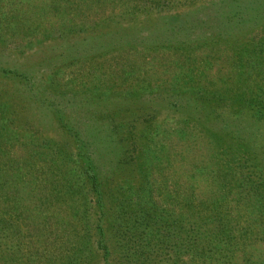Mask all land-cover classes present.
I'll return each instance as SVG.
<instances>
[{
    "label": "rangeland",
    "instance_id": "obj_1",
    "mask_svg": "<svg viewBox=\"0 0 264 264\" xmlns=\"http://www.w3.org/2000/svg\"><path fill=\"white\" fill-rule=\"evenodd\" d=\"M52 1L0 0L1 133L46 141L45 174L77 199L49 236L48 222L18 219L20 186L0 213V264H264V0H103L64 14L74 0ZM122 206L138 228L108 239V257L97 240L80 258L78 241L99 237L90 226Z\"/></svg>",
    "mask_w": 264,
    "mask_h": 264
},
{
    "label": "trees",
    "instance_id": "obj_2",
    "mask_svg": "<svg viewBox=\"0 0 264 264\" xmlns=\"http://www.w3.org/2000/svg\"><path fill=\"white\" fill-rule=\"evenodd\" d=\"M59 1L60 0H53L52 1L53 4H50V6L54 7L55 5H57ZM94 1H103V0H74L76 6L75 4L73 6L72 2L70 3L72 4V6L60 5L61 7L60 12L64 14V12L62 11H71L72 13L73 11L76 13V10L83 11L84 7H82V5H84L85 3H87L88 5L90 3L92 6ZM11 2L15 3L16 0H11ZM16 4H18V2ZM69 7L70 9L67 10ZM8 23H9V16L7 17L6 15V18L5 17L0 18V36L4 35L5 31L3 30V28L6 29ZM5 106L6 105L4 106L0 105V110L2 111L3 108V110L6 109L5 111L8 112V109ZM1 115L2 114H0V122L2 120ZM5 125L4 124L2 125V123L0 124V138L4 136V139L0 141V213L6 207V204H4V202H7L9 198H12L14 196V193L19 191L20 186L29 185L30 190L27 192V195L22 200L23 205L18 208H14V210L18 213L19 220L22 221L23 219L30 218L31 221L36 220L37 222L38 220L39 223L37 224L39 225L44 224L45 226L48 221L52 220L53 216L57 217L63 212H66L67 210H71V207L67 208V206L66 207L64 206L65 198L67 200L72 199L71 201H73L77 199L76 198L77 193L75 192L72 193V190L68 189L69 191L66 192L64 191L62 194L61 185L56 181L58 179L57 176H55V174H51L49 176L45 174L49 172L52 173L54 171L53 169L52 171H47L46 169L47 165H46V158L44 155L46 153L44 148L48 146L45 145L46 141L43 143H38L39 141H36L35 138H32V136L30 135V140L25 139L24 142L20 143L19 141L22 138V136L17 135L16 132L12 131L10 133V131L8 130L7 133H1V131L5 132L8 124ZM13 140H14V144H11ZM16 148L19 150V152L22 153V155L18 157L13 155ZM58 152L59 151L57 150V148H55V150H52L50 152L52 153L50 157V162L52 163L53 166L59 164L58 157L55 156L57 154L58 156L61 155V153ZM231 153H234V150L225 152V154H231ZM67 158H68V163L66 164V167H68L69 164V157L67 156ZM83 163L86 164L85 169L88 179H90L91 182L95 185L94 189L98 191L100 188V180L98 178V174L94 169L95 165L91 161V157H88L87 160H83ZM29 171L35 172V174L34 177H31L28 180L26 176H27V172ZM70 178H67V180H70ZM48 188H51V191H49ZM56 191H57V196L59 194V199L63 203L64 208L59 207V200H57L56 197L53 195L54 192ZM100 193L101 192H98V194ZM131 208H129L128 206H122L120 209H118L116 215L112 214L111 212H108V214L107 212L103 213L102 214L103 216H100L102 222L104 221L103 217L107 215L109 217H111L112 215L113 220L110 219V221L107 222L104 226H101L100 222L97 223L96 225L97 227L95 228L92 225L90 226L91 228L90 231H92V235H90V238L95 237L94 236L95 232L92 229H95V231H97L96 236L99 237L97 239L95 237L93 241L89 239V242L85 241V239L78 241L77 244L78 249L79 251H82L79 257L81 258L83 256V253L89 250V247L93 248L92 245L95 244L97 240H99L97 242V245L100 248L104 249L105 257H108L109 256L108 239H113V235H115V237L125 236L133 228H138L139 226L137 224H133L132 217H134L135 215V212L133 211L135 208L133 206H131ZM52 222H48L47 224L49 228V236L54 235L56 233L55 231L58 229V227L53 229L52 225H54V223ZM1 224L4 226L2 227ZM10 226H11L10 222L7 219H4L3 216L0 215L1 231L4 228L3 232L6 231L9 232L11 230ZM45 229L46 227L44 228V230ZM1 231H0V240L6 239L8 243L10 232L5 237ZM112 231H114L115 233H113ZM87 242L89 244H86ZM132 255H133V260H135L136 264H147L148 260L146 258H142L140 256L137 257L136 253L131 254V256ZM53 263L54 262H52L51 264ZM76 264H81V262H77Z\"/></svg>",
    "mask_w": 264,
    "mask_h": 264
}]
</instances>
